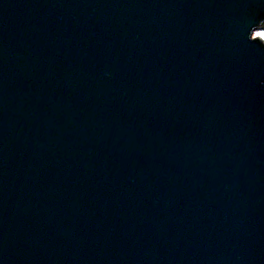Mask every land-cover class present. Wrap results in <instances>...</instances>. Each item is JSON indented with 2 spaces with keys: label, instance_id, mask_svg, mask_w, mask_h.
Returning a JSON list of instances; mask_svg holds the SVG:
<instances>
[{
  "label": "water",
  "instance_id": "obj_1",
  "mask_svg": "<svg viewBox=\"0 0 264 264\" xmlns=\"http://www.w3.org/2000/svg\"><path fill=\"white\" fill-rule=\"evenodd\" d=\"M264 0H0V264H264Z\"/></svg>",
  "mask_w": 264,
  "mask_h": 264
},
{
  "label": "rangeland",
  "instance_id": "obj_2",
  "mask_svg": "<svg viewBox=\"0 0 264 264\" xmlns=\"http://www.w3.org/2000/svg\"><path fill=\"white\" fill-rule=\"evenodd\" d=\"M262 33H264V30H257L254 34L258 35V34H262Z\"/></svg>",
  "mask_w": 264,
  "mask_h": 264
}]
</instances>
